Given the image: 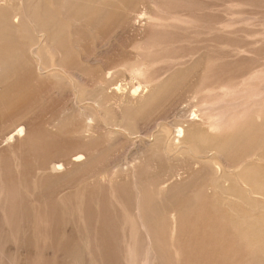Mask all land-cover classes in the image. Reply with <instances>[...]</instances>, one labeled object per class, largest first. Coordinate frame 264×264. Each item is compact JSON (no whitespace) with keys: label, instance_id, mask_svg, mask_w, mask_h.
<instances>
[{"label":"rangeland","instance_id":"1","mask_svg":"<svg viewBox=\"0 0 264 264\" xmlns=\"http://www.w3.org/2000/svg\"><path fill=\"white\" fill-rule=\"evenodd\" d=\"M0 264H264V0H0Z\"/></svg>","mask_w":264,"mask_h":264},{"label":"bare ground","instance_id":"2","mask_svg":"<svg viewBox=\"0 0 264 264\" xmlns=\"http://www.w3.org/2000/svg\"><path fill=\"white\" fill-rule=\"evenodd\" d=\"M16 130H17V129L12 130L11 132H9V136H8L6 139H9V138L12 139L14 136H16L17 133H18V132H16ZM22 130H23V129L20 127V128H19V132L22 131ZM18 134H19V133H18ZM6 141H7V140H6ZM73 160H74V161L78 160V156L75 155V157H74Z\"/></svg>","mask_w":264,"mask_h":264}]
</instances>
